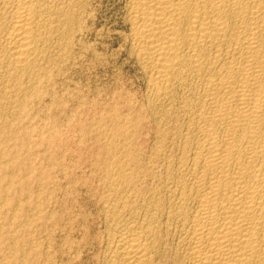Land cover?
<instances>
[{"label":"bare ground","instance_id":"obj_1","mask_svg":"<svg viewBox=\"0 0 264 264\" xmlns=\"http://www.w3.org/2000/svg\"><path fill=\"white\" fill-rule=\"evenodd\" d=\"M92 1L0 0V142L33 96L44 100ZM124 11L145 91L131 115L112 116L116 139L96 153L101 262L264 264V0H124ZM14 143L13 168L25 147Z\"/></svg>","mask_w":264,"mask_h":264},{"label":"rangeland","instance_id":"obj_2","mask_svg":"<svg viewBox=\"0 0 264 264\" xmlns=\"http://www.w3.org/2000/svg\"><path fill=\"white\" fill-rule=\"evenodd\" d=\"M90 13L84 31L64 52V62L44 83V100L33 96L26 107L30 117L12 120L9 135L14 138L0 142V257L5 264L105 263L107 233L100 205L106 179L96 166V153L115 138L112 116L131 115L130 101L139 108L145 84L128 53L124 0H93ZM145 134L137 135V144L150 146ZM14 139L25 146L14 155L20 159L15 168ZM11 217L15 230L8 228ZM11 234L18 240L16 250L6 243Z\"/></svg>","mask_w":264,"mask_h":264}]
</instances>
